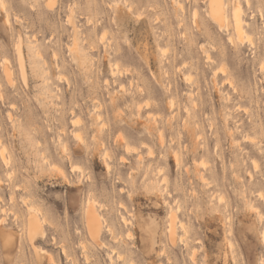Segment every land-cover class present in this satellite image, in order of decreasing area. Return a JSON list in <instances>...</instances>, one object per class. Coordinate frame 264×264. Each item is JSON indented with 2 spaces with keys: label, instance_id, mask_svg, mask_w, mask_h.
Wrapping results in <instances>:
<instances>
[{
  "label": "rangeland",
  "instance_id": "374dc122",
  "mask_svg": "<svg viewBox=\"0 0 264 264\" xmlns=\"http://www.w3.org/2000/svg\"><path fill=\"white\" fill-rule=\"evenodd\" d=\"M223 1L0 0V264H264V0Z\"/></svg>",
  "mask_w": 264,
  "mask_h": 264
},
{
  "label": "bare ground",
  "instance_id": "6f19581e",
  "mask_svg": "<svg viewBox=\"0 0 264 264\" xmlns=\"http://www.w3.org/2000/svg\"><path fill=\"white\" fill-rule=\"evenodd\" d=\"M132 7V6H131ZM241 7L240 5H234L233 10H232V18L235 22V29L237 31L238 36H240V39L242 38L243 34L245 32L244 24H243V18L241 17ZM210 10L212 16L215 18L217 22L220 24H225L229 21V14L228 9L226 7V2L223 0H210ZM196 13V12H195ZM234 26V25H233ZM248 36V35H247ZM249 38V37H248ZM232 39V37L230 38ZM243 39V38H242ZM250 39V38H249ZM243 41V40H242ZM233 43V42H232ZM217 73V72H215ZM228 80V79H227ZM231 82V81H230ZM174 101V100H173ZM146 103V102H145ZM148 105V104H147ZM175 105V102L173 103ZM150 114V113H149ZM80 119V118H79ZM77 120V119H76ZM198 124V123H197ZM214 125V124H213ZM212 125V126H213ZM232 129V128H231ZM65 131V130H64ZM100 132V131H99ZM78 135V134H77ZM76 136V133H75ZM94 136V135H93ZM83 137V136H82ZM101 144V143H100ZM217 146V145H216ZM6 147V146H5ZM4 147V148H5ZM128 148V147H127ZM217 148V147H216ZM1 149V148H0ZM3 150V149H2ZM7 150V149H6ZM4 152V150L2 151ZM5 153V152H4ZM152 154V153H151ZM177 155V154H176ZM47 158V157H46ZM205 163V162H204ZM203 164V163H202ZM55 165V164H53ZM111 166V165H110ZM109 168V166H107ZM74 169V168H73ZM63 170V169H62ZM161 172V171H160ZM204 177V176H203ZM69 180V179H68ZM210 184V183H209ZM21 186V185H20ZM13 196V195H12ZM89 202V201H88ZM32 206V205H31ZM33 207V206H32ZM254 208V207H253ZM33 209V208H32ZM37 209V208H36ZM5 211V210H3ZM29 215L26 218L25 225L27 228V233L29 236L30 242H33L34 239L37 237L39 234V231L42 228V223L40 220V217L38 216V212L36 213L35 211L28 209ZM99 214V213H98ZM95 213L94 208L92 206H89L87 208V223L89 225V230L91 232L92 237H97L99 235L100 229L102 228L101 224V217L99 218V215ZM16 216V215H15ZM3 219V218H2ZM45 221V220H44ZM106 221V220H105ZM128 220L126 219V222ZM171 223L169 224L168 230H170V238L171 240L175 238V231H174V225L172 224L173 220L170 221ZM264 235V234H263ZM94 238V239H95ZM9 239V238H7ZM64 250V248H63ZM70 257V256H69ZM54 258V257H53ZM88 258V257H87ZM73 259V258H72Z\"/></svg>",
  "mask_w": 264,
  "mask_h": 264
}]
</instances>
